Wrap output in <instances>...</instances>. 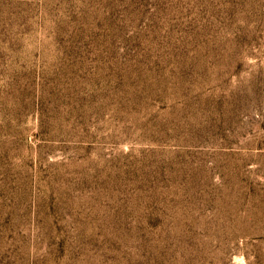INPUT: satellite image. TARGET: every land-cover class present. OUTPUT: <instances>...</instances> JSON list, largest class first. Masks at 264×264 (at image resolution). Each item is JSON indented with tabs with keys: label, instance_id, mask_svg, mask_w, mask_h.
I'll use <instances>...</instances> for the list:
<instances>
[{
	"label": "rangeland",
	"instance_id": "374dc122",
	"mask_svg": "<svg viewBox=\"0 0 264 264\" xmlns=\"http://www.w3.org/2000/svg\"><path fill=\"white\" fill-rule=\"evenodd\" d=\"M0 264H264V0H0Z\"/></svg>",
	"mask_w": 264,
	"mask_h": 264
}]
</instances>
